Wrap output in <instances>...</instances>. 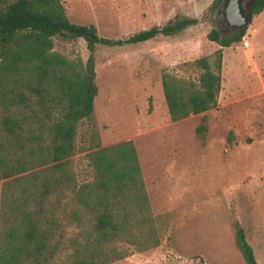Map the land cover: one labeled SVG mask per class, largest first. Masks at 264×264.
<instances>
[{"label":"trees","instance_id":"16d2710c","mask_svg":"<svg viewBox=\"0 0 264 264\" xmlns=\"http://www.w3.org/2000/svg\"><path fill=\"white\" fill-rule=\"evenodd\" d=\"M214 0L212 7H224ZM223 9V8H222ZM256 0L250 16L260 14ZM201 22L175 17L163 26L109 39L93 25L71 23L61 0H0V264H112L159 246L160 237L132 140L102 147L94 114L95 49L173 37ZM213 29L215 58L184 62L197 83L162 74L169 117L182 120L216 105L222 48L241 40ZM81 39L84 64L53 50V38ZM86 139L78 147V134ZM196 134L205 137L203 118ZM85 153L91 180L78 183L72 158ZM73 228L74 230H70ZM235 243L247 264L255 255L241 225Z\"/></svg>","mask_w":264,"mask_h":264},{"label":"rangeland","instance_id":"374dc122","mask_svg":"<svg viewBox=\"0 0 264 264\" xmlns=\"http://www.w3.org/2000/svg\"><path fill=\"white\" fill-rule=\"evenodd\" d=\"M213 2L61 0L71 23L93 25L109 39L163 26L175 17L201 20L173 37L95 49L94 114L101 146L134 142L160 237L158 247L131 250L112 264H247L235 243L236 222L256 264H264V9L251 17L239 42L222 48L214 108L172 121L162 90L164 72L197 83V71L176 67L215 58L220 46L207 35L226 27L218 13L223 7H212ZM53 50L81 64L88 57L81 39L54 37ZM203 118L204 139L195 131ZM85 139L82 127L79 148ZM72 163L78 183L91 180L83 151Z\"/></svg>","mask_w":264,"mask_h":264},{"label":"water","instance_id":"95a60500","mask_svg":"<svg viewBox=\"0 0 264 264\" xmlns=\"http://www.w3.org/2000/svg\"><path fill=\"white\" fill-rule=\"evenodd\" d=\"M223 9L227 22L237 31L246 28L250 24L251 16L244 13L241 0H226Z\"/></svg>","mask_w":264,"mask_h":264},{"label":"flooded vegetation","instance_id":"af4514ba","mask_svg":"<svg viewBox=\"0 0 264 264\" xmlns=\"http://www.w3.org/2000/svg\"><path fill=\"white\" fill-rule=\"evenodd\" d=\"M255 1L256 0H241V5H242L244 13L250 14L251 8H252ZM218 13H219V15L222 14L221 15L222 19L220 18L221 26L226 27V30L219 28L218 30L220 31V33L225 34V35L234 34L237 30L233 26L229 25V23L227 22V20L224 16V9L221 11H218Z\"/></svg>","mask_w":264,"mask_h":264},{"label":"built area","instance_id":"2783aa9c","mask_svg":"<svg viewBox=\"0 0 264 264\" xmlns=\"http://www.w3.org/2000/svg\"><path fill=\"white\" fill-rule=\"evenodd\" d=\"M244 45L245 46H248L249 45V42L248 41H244Z\"/></svg>","mask_w":264,"mask_h":264}]
</instances>
